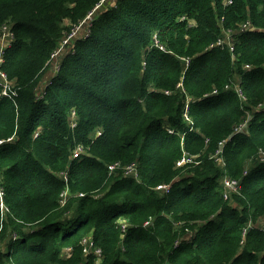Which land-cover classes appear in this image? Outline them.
<instances>
[{"label":"trees","instance_id":"trees-1","mask_svg":"<svg viewBox=\"0 0 264 264\" xmlns=\"http://www.w3.org/2000/svg\"><path fill=\"white\" fill-rule=\"evenodd\" d=\"M108 1L0 0V264H264V0Z\"/></svg>","mask_w":264,"mask_h":264},{"label":"rangeland","instance_id":"rangeland-1","mask_svg":"<svg viewBox=\"0 0 264 264\" xmlns=\"http://www.w3.org/2000/svg\"><path fill=\"white\" fill-rule=\"evenodd\" d=\"M117 3V0H109L108 2H105L103 3V5L101 6V8L99 10L96 9L97 12H100L101 10H106V9H110L112 8L115 4ZM95 11V13H96ZM94 13V14H95ZM91 19L90 18H86L85 20H83L80 24H79V27H78V31L75 35V37L70 41L72 42L73 40H76L77 38H85L88 36V34L91 33V31L89 30V26L91 25ZM244 28H245V25H244ZM224 39L225 41L228 43V45H233V42H232V33H226L224 35ZM7 37H5L3 34L0 35V52L2 51V49H4L6 46H7ZM62 43V45L60 46V48L57 50V53L55 54V56H53V59L51 61V63L49 64L48 68H47V71H46V74L43 78V81H42V85L40 86L43 87V85H45L46 83H48V81L50 80V78L55 75V73L58 71L59 69V66L60 64L62 63L63 59L65 58V56L67 55L68 52L72 51L73 50V46H74V42L73 43ZM241 77L239 75H236L234 77V83H239ZM235 86V85H234ZM234 89V88H233ZM40 93L43 92V90H40L39 91ZM41 95V94H40ZM264 107V105H262ZM257 111V110H256ZM71 122L72 123H75L76 120H75V114L72 112L71 113ZM253 117V114L252 113H249L248 114V117L246 118V120L243 122V124L238 127L235 132L236 133H247L248 132V127H249V124H250V120L252 119ZM84 151V150H83ZM87 152L84 151L82 153H78L76 156L78 155H83V154H86ZM262 156H264V153H262ZM186 158H188V156H186ZM190 158H188V160L186 161H182L184 165H186L187 163H189L191 161V159L189 160ZM215 163L216 165L221 168L223 163H222V159L220 157H215ZM183 167V166H182ZM185 174H188L187 171L184 172ZM128 175L130 176H134L136 178H139V175L137 174V170H136V167L135 169H130L128 172H127ZM224 178V176H223ZM222 178V180H223ZM162 191H167L168 190V187L165 186L163 188H161ZM232 191H228V195L231 193ZM67 194L65 195L64 199L66 198ZM69 253V252H67Z\"/></svg>","mask_w":264,"mask_h":264},{"label":"built area","instance_id":"built-area-1","mask_svg":"<svg viewBox=\"0 0 264 264\" xmlns=\"http://www.w3.org/2000/svg\"><path fill=\"white\" fill-rule=\"evenodd\" d=\"M95 11V10H94ZM94 11H92L89 15H88V17L87 18H92V14H93V12ZM91 21H92V19H91ZM79 27V26H78ZM78 27H76V29L73 31V32H71L65 39H64V41H63V44L64 43H69L74 37H75V35H76V33H77V31H78ZM90 27H91V25L89 26V30H90ZM4 35L5 37H7V40H8V42H7V46L4 48V49H2V51L0 52V68H1V64H2V62H3V60H4V57H3V54H4V50H6V48L10 45V43H11V41L14 39V33H13V31L8 27V26H4L3 27V29L1 30V33H0V35ZM224 42H225V40H222V39H220L217 43H216V45H222V44H224ZM57 53V51L54 53V55L53 56H55V54ZM186 62H187V64H189V60H186ZM0 85L3 87V91H2V93H3V95H8V93H9V91L12 89V87H14L13 86V81H11L9 78H8V75L4 72V71H2L1 69H0ZM237 92L239 93V95L240 96H242V92L240 91V89L239 88H237ZM187 110H188V105H186V112H185V117H186V119L188 120V121H191L192 122V120H191V118L189 117V115L187 114ZM243 124V123H242ZM241 124V125H242ZM240 125V126H241ZM99 134H101L100 132H99ZM79 152H77L76 151V153L74 154L75 156L78 154ZM186 160H188V158H186V157H184V159H182V161H186ZM190 160V159H189ZM182 161H180V163L179 164H181V163H183ZM114 166H112L111 168H113ZM130 169H135V165L133 166H130L129 167V170ZM128 170V171H129ZM222 182H223V185H224V187H225V189H226V192L227 191H235V190H237V182L236 181H234V180H232V179H230V178H228V177H225L224 176V178H223V180H222ZM165 186H167V185H161V186H159L160 188H163V187H165ZM168 187V186H167ZM63 195V197H65V195H66V193H64V194H62ZM3 196H4V189H3V187H2V185H0V201H1V203H0V205H1V207H2V209H4V210H6L5 208V205H4V202H3ZM226 197H227V195H226ZM263 230H264V224L262 225V227H261ZM246 235V230L244 231V236ZM84 241H85V243L87 244V246L89 245V241L87 240V239H84ZM88 248H89V246H88ZM98 251V250H97Z\"/></svg>","mask_w":264,"mask_h":264},{"label":"crops","instance_id":"crops-1","mask_svg":"<svg viewBox=\"0 0 264 264\" xmlns=\"http://www.w3.org/2000/svg\"><path fill=\"white\" fill-rule=\"evenodd\" d=\"M85 20V19H84ZM260 224H261V221L260 222H258V223H255L254 224V226H257V227H259L260 226Z\"/></svg>","mask_w":264,"mask_h":264},{"label":"clouds","instance_id":"clouds-1","mask_svg":"<svg viewBox=\"0 0 264 264\" xmlns=\"http://www.w3.org/2000/svg\"><path fill=\"white\" fill-rule=\"evenodd\" d=\"M88 36H89V34H88ZM88 36H87V37H88ZM185 110H186V106H185ZM185 118H186V117H185ZM186 120H187V119H186ZM191 120H192V119H191ZM190 123H191V121H190ZM261 227H262V226H261Z\"/></svg>","mask_w":264,"mask_h":264}]
</instances>
